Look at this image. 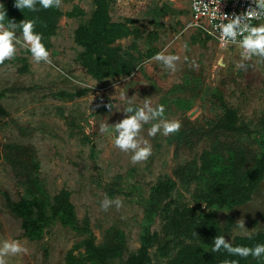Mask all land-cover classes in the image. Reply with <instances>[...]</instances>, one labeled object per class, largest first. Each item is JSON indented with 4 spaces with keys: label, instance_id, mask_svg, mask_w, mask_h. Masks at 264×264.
<instances>
[{
    "label": "rangeland",
    "instance_id": "374dc122",
    "mask_svg": "<svg viewBox=\"0 0 264 264\" xmlns=\"http://www.w3.org/2000/svg\"><path fill=\"white\" fill-rule=\"evenodd\" d=\"M111 3V22L129 34L109 45L116 57L104 55L100 75L86 66L88 51L78 42L79 28L96 10L94 0H61L57 28L45 44L52 65L33 63L19 47L0 65V239H20L28 249L9 264H127L142 246L149 226L146 201L156 182L176 183L173 206L204 208L205 183L242 174L262 151L264 62L249 60L236 69L238 49L220 48L202 28L186 27L193 22L191 0ZM165 49L180 56L174 73L148 60ZM220 56L223 66L216 63ZM132 95L135 104L149 96L153 105L163 104L165 117L181 121L191 141L178 146L176 133L148 137L146 124L141 134L152 144V155L132 164L98 131L100 123L123 116L104 105L121 108ZM222 102L237 112L241 130L217 129ZM183 164L192 168L181 179L177 169ZM104 194L120 197L123 206L101 210ZM214 211L229 241L242 237L234 227L240 218L252 233L264 231V178L247 203ZM166 217L158 210L150 223L157 238L149 264H170L176 255L173 244L165 254L158 249L171 239ZM106 247L113 250L104 262L91 253Z\"/></svg>",
    "mask_w": 264,
    "mask_h": 264
},
{
    "label": "clouds",
    "instance_id": "9594fccd",
    "mask_svg": "<svg viewBox=\"0 0 264 264\" xmlns=\"http://www.w3.org/2000/svg\"><path fill=\"white\" fill-rule=\"evenodd\" d=\"M13 5L20 11L26 9L30 12H38L41 9L59 8L61 0H13ZM191 7L196 16H208L210 21L212 19L217 21L211 29L205 30L215 37L220 48L232 45L238 49L240 59L234 62L236 69L245 67V61L264 62V0H248L246 9L231 14L219 11L217 15L218 10L214 0H209V3H205V0H193ZM5 16H7V10L0 8V65L12 60L17 55L18 47L26 49L33 63L43 62L52 65L50 50L46 47L42 34L34 31L35 18L26 19L24 17L17 23L8 17L5 21ZM198 26L189 24L186 27ZM184 59L187 60L188 57L185 56ZM148 60L158 62L163 70L174 73L177 70V61L180 60V56L167 52L165 49L155 52ZM216 63L223 66V57H218ZM139 68L140 65H137L136 69L139 70ZM57 70L60 71L58 68ZM74 83L80 84L79 81H74ZM132 97L133 95L126 96L127 104L121 108H113L112 103L105 104L104 107L109 112L114 109L115 112L123 113V116L112 124L100 123L98 131L109 135L113 147L128 154L132 164H138L147 161L153 152L152 144L141 134L144 125L150 124L147 128L148 137H156L158 134L167 137L180 131L181 121L166 118L164 105L159 103L153 105L151 96L144 97L142 104H135ZM112 206L117 209L121 208L122 199L118 196L110 198L104 194L99 201L100 209L107 211ZM234 227L241 230L239 234L242 237L252 239V230L245 227L244 219L237 220ZM210 248L214 253L226 252L233 257L232 259L226 258L222 264H239L240 259L249 257L257 264H264V243L234 244L232 237L229 241L225 235L217 234L213 237ZM27 251L28 249L20 239H0V264H9V258L26 254Z\"/></svg>",
    "mask_w": 264,
    "mask_h": 264
},
{
    "label": "trees",
    "instance_id": "16d2710c",
    "mask_svg": "<svg viewBox=\"0 0 264 264\" xmlns=\"http://www.w3.org/2000/svg\"><path fill=\"white\" fill-rule=\"evenodd\" d=\"M0 8L7 10L9 19L19 22L24 17L26 19L35 18L36 23L34 31L42 34L46 44L51 34L57 28L56 23L60 15L59 8L41 9L38 12H30L26 9L21 11L14 7L13 0H2ZM96 10L88 25H83L78 30V42L86 48V66L97 75H100L106 67L107 57H113L109 47L117 38L129 34V31L122 25H116L111 22L109 13L112 0H94ZM96 54L97 56L95 57ZM116 57V56H115ZM112 65L118 67L116 58ZM118 71V69H116ZM220 99V98H219ZM224 114L218 120L217 129L220 131L235 132L241 130L239 117L235 110L229 108L222 102ZM191 141L190 134L186 130H180L176 133V142L178 146ZM191 164H183L178 167L177 172L181 179L187 178L190 172ZM264 178V141L262 142V151L256 158L253 166L248 167L242 174L234 173L228 181L205 183L202 187L201 198L202 205L175 207L172 204L171 197L176 187V183L170 179H160L151 188L149 197L146 201L147 218L146 223L150 226L156 212L167 214L165 232L170 241L167 245L160 246L161 253L168 252L170 246L177 247L175 257L170 264H222L227 259H232L226 252H212L210 245L213 237L223 235L216 224L214 217L215 209H225L228 206L243 205L251 200V197L257 189L259 183ZM145 223V224H146ZM149 226L145 227L142 246L138 252L129 257L127 264H149V249L154 245L157 233H151ZM195 239L193 243H187V240ZM199 241V242H198ZM202 242V243H201ZM264 243V231L252 233V239L244 237L236 238L234 244H254ZM200 243L202 245H200ZM122 246V244L120 243ZM172 247V249H173ZM112 247L93 248L96 259L103 262ZM239 259V258H237ZM239 264H257L251 257L240 259Z\"/></svg>",
    "mask_w": 264,
    "mask_h": 264
},
{
    "label": "built area",
    "instance_id": "2783aa9c",
    "mask_svg": "<svg viewBox=\"0 0 264 264\" xmlns=\"http://www.w3.org/2000/svg\"><path fill=\"white\" fill-rule=\"evenodd\" d=\"M192 3H193V0H191V5H192ZM205 3H209V0H205ZM214 3H215V6L217 7V10H218L217 15H219V11L221 13L231 14L234 12L238 13L240 11H243L244 9H246L248 7V0H214ZM190 10L192 13V18H193L192 24L193 25H199L198 27L202 28L206 33L209 34V32L206 31L205 29H211L212 25L215 24L217 21L215 19H212L210 21L208 16H196V14L193 12L191 6H190ZM253 22L256 23L255 21H253ZM212 37H214V36H212ZM229 47H232V45H228L224 49L229 48Z\"/></svg>",
    "mask_w": 264,
    "mask_h": 264
}]
</instances>
